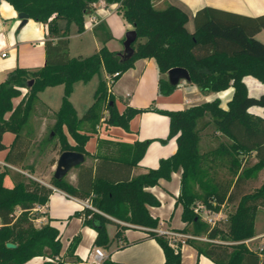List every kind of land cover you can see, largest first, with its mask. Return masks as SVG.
Wrapping results in <instances>:
<instances>
[{
    "label": "trees",
    "instance_id": "obj_1",
    "mask_svg": "<svg viewBox=\"0 0 264 264\" xmlns=\"http://www.w3.org/2000/svg\"><path fill=\"white\" fill-rule=\"evenodd\" d=\"M7 1L18 13L25 12L35 21L49 23L51 30H55L53 22L59 17L76 23L78 30L83 31L85 17L95 10L99 0ZM106 1L119 2L124 17L136 30L138 37L132 43L133 55L127 57L109 50L105 43L112 38L111 34L102 39L103 46L98 52L86 57L70 55L66 32L57 40L47 39L45 64L41 68L17 67L0 83V151L7 150L5 161L19 168L34 169L26 163L34 143L29 120L39 93L47 87L64 86L56 120L40 143H50L57 137L58 143H54L53 148L59 155L70 150L88 154L85 145L89 133L95 130L102 117L100 102L105 103L108 111L105 117L108 124L129 130L135 115L153 109L127 106L120 113L102 77L95 101L82 117L78 116L70 96L76 82H88L103 70L108 75L115 72L121 75L137 59L156 60L162 94H169L176 88L166 75L169 69L180 66L189 71V82L201 91L218 92L233 86V96L227 108L222 107L219 98L181 110L155 108L169 117L168 138L176 137L177 150L172 156L161 159L159 167L133 177L128 171L138 165L151 139L133 144L101 140L100 143L106 145H118L119 152L98 155L95 169L79 164L87 184L82 183L83 178L73 185L65 177L58 179L52 175L49 186L22 171L9 167L1 169L0 264H24L35 256L49 258L44 264L81 262L75 255L78 238L69 246V260L62 261L59 230L49 223L35 224V209L47 203L53 187L74 197L90 198L93 207L99 210L88 206L84 209V225L97 231L94 244L109 246L107 224L114 222L118 228L121 226L107 214L150 228L148 237L155 238L164 251L163 264H182V243L153 230L159 226V219L149 211V206H157L160 201L148 187L157 185L161 179H171L177 171L181 172L177 202L182 205V220L192 226L194 235H206L213 240L188 239L198 251L217 264H264V259L244 243L255 234L256 212L264 202V184L247 191L264 168V116L250 111L253 106L264 108V93L250 95L243 80L252 75L264 84V42L256 37L264 28V14L247 16L206 6L196 13L195 30L190 32L186 27L188 14L177 5L166 4L159 8L154 0ZM97 29H104V24L99 23ZM24 88L26 91H22ZM18 98L15 104L14 99ZM6 132L15 135L10 145L3 141ZM250 156L256 158L255 163H249ZM115 166L119 167L118 172L110 175V168ZM222 170L227 173L223 175ZM7 176L13 181L11 187L5 184ZM225 203L236 204V208L223 227H211L194 210L197 204H202L208 211L216 212ZM9 242L16 246H7Z\"/></svg>",
    "mask_w": 264,
    "mask_h": 264
},
{
    "label": "crops",
    "instance_id": "obj_2",
    "mask_svg": "<svg viewBox=\"0 0 264 264\" xmlns=\"http://www.w3.org/2000/svg\"><path fill=\"white\" fill-rule=\"evenodd\" d=\"M154 4L159 8L164 7L166 4H174L183 9L189 17L186 27L190 32L195 30L196 13L206 6L247 16L264 14V0H154ZM92 16L97 19V23H90V17ZM21 22L22 19L19 17V13L14 6L7 0H1L0 83L6 79L9 72L17 67H24L30 70L41 68L45 64L46 58L45 41L47 39L57 40L61 36L55 30L50 29L49 23L38 22L32 18H28L27 22L23 25ZM101 22L104 24V29H97V25ZM133 29L134 26L124 17L119 2L109 3L106 0H99L95 3V10L85 17L84 30H78L77 35H75L80 38V43L76 47L77 49H81V52L75 55L71 54V38L68 36L69 53L72 57H86L89 54H83L85 52L82 51L84 49L91 51L90 49L93 47L96 53L103 46L102 39L106 38L107 34H111L112 38L106 41L105 46L111 51L124 55L126 34L129 30ZM89 34L92 35L93 43L91 41V43L88 45L86 43L85 45L84 36ZM256 37L264 42V28L256 34ZM101 77L108 84V74L104 70L101 75H98V80L91 89L86 86L94 77L88 82L78 81L74 84L70 100L77 110L79 117H82L90 106L93 105ZM160 77L161 73L156 60L154 58H141L137 59L133 66L122 73L112 85L107 86L108 94L113 96L115 106L120 113L127 106L151 108L153 110L135 115L130 121L129 130H126L121 126L108 124L105 121L108 111L104 108L102 110V117L96 124L95 130L89 133L90 137L85 145L88 154H84V165L93 166L95 169L98 155H117L120 148L118 145H106L105 143H100L101 140L133 144L138 140L151 139L152 141L138 165L131 168L128 173L130 177H133L149 168H157L160 165L161 159L168 158L176 152L177 142L176 137L168 138L170 131L169 117L166 114L155 111V108L181 110L211 101L215 98H219L222 107L227 108L228 102L234 93L233 86H229L227 89L218 92H203L196 84L181 80L171 93L165 95L159 91ZM166 78L168 79L167 75ZM243 80L250 95L259 96L264 93V84L254 76L247 75ZM60 86L64 89L62 84L53 87ZM77 88L86 92V95H84L86 98H83V94L82 96L74 95ZM47 89L43 91L44 94ZM75 99L81 105V110L78 108ZM18 101L19 98L14 103L16 104ZM250 111L264 116V108L261 106H253L250 108ZM14 136L13 133L6 132L3 137L4 143L10 145ZM70 140L74 142L72 138ZM6 152L7 150L0 151L1 160H5ZM59 156L57 155L56 162L54 164L51 163V166L57 164ZM116 169L118 170L119 167H111L109 174L113 175V172L116 173ZM64 177L73 185L78 184L79 178H83V184L88 183V180L84 178L83 172L81 174L78 165L71 168ZM37 179L51 186L49 184L50 179L48 182L41 178ZM148 190L160 201V204L157 206H149L151 215L159 219V226L153 230L158 232L160 229H169L182 234L194 235L191 225L182 220V205L177 202L181 192L180 171L173 172L169 180L161 179L157 185L148 187ZM89 204H91L90 198L82 199L74 197L61 189L53 187V192L49 196L47 203L35 209L37 213L35 222L39 226L49 223L59 230L62 243L60 254L62 260H69V246L75 238H78L79 242L75 249V255L81 262L72 264H82L89 257L92 258L96 248L101 249L106 255L103 264L164 263L165 254L162 247L155 238L148 237V230L150 228L118 220L107 214L105 215L121 224V226L118 228V225L114 222L107 224L108 235L111 240L109 246L94 244L97 231L91 226L84 225V209L87 206L90 207ZM228 204H223L220 210L216 212L205 210L206 217L209 216L215 220L214 226L223 227L227 223L226 220L229 215L227 216L224 208ZM91 209L99 211L93 205ZM200 217L205 221L204 217ZM221 220H224L223 223L217 224V221ZM254 229L255 234L246 239L244 243L248 249L257 252L260 258L264 259V202L257 209ZM118 230L119 233L117 234ZM65 235H67V238L64 241ZM188 239L193 238H187L184 242H181L182 264H217L208 256L200 253ZM46 260H49V258L35 256L24 264H44Z\"/></svg>",
    "mask_w": 264,
    "mask_h": 264
},
{
    "label": "rangeland",
    "instance_id": "obj_3",
    "mask_svg": "<svg viewBox=\"0 0 264 264\" xmlns=\"http://www.w3.org/2000/svg\"><path fill=\"white\" fill-rule=\"evenodd\" d=\"M53 24L55 26L56 33L62 34L63 32H66L68 36L71 38V54L72 55L79 54V52H81L80 51L81 49H77L76 46L78 43H80V40H79L80 38L75 36L78 33V25L74 22H69L65 18H59V17L54 20ZM92 39H93L92 35L90 34L84 36L85 45L86 43L88 45L89 43H91V41L93 43ZM90 50L91 51H89V49H84L82 52H85L83 54H89L88 56L95 53L94 47ZM97 80H98V75H95L94 78L91 80V82H89V84H87L86 87H89V89H91L94 86V84L97 82ZM80 85H83V84H80ZM109 85L111 84L108 83L107 86L109 87ZM22 91H26V89L24 88L22 89ZM43 91H41V94L39 93V99L34 104L33 110L31 112L30 120H29L30 129H31V133L34 139V143L29 152L26 163L32 164L34 169L30 171L24 166H22V168L30 174L28 176L32 178H36V177L41 178L42 180L48 182V180L54 174L55 167H56V165L51 166V163L55 161V159L57 158V155L59 156V154L57 153V150L53 148L54 143H58V138L55 137L52 141H50V143L48 142L47 144L45 143L40 144V143L42 140L46 139L50 131V127L54 124L56 120V112L60 107V102L62 101L63 87L62 86L60 87L51 86L50 88L47 89L45 94L43 93ZM82 94H83V98H86L84 96L86 95V92L80 90V88H77L74 95L82 96ZM14 101L16 102L17 99H14ZM75 102L78 108L81 110V105L78 104L77 99H75ZM104 108H105V103L100 102L99 109L104 110ZM249 159H250V162H249L250 164H253L256 162V158L254 156H250ZM221 173L225 175V173L227 172L222 170ZM5 184L7 186L13 185V181L9 176L5 178ZM263 184H264V168L260 171L258 178L254 179V181H252V183L248 186L247 191H253L255 188H260ZM198 205L199 204H197L196 206ZM235 208H236V204H228L225 206L224 211L226 212L228 216L231 212L235 210ZM200 213L202 217H206L205 210L200 209ZM223 221L224 220L217 221V224L218 223L222 224ZM227 221H228V218L226 222ZM35 224L39 226L37 222H35ZM66 238H67V235L64 236V241L66 240ZM204 241H207V240H204Z\"/></svg>",
    "mask_w": 264,
    "mask_h": 264
},
{
    "label": "water",
    "instance_id": "obj_4",
    "mask_svg": "<svg viewBox=\"0 0 264 264\" xmlns=\"http://www.w3.org/2000/svg\"><path fill=\"white\" fill-rule=\"evenodd\" d=\"M19 17L22 19L21 24H25L29 15L25 12H20ZM137 32L135 29L129 30L126 34V38L124 40V56H132L134 53V48L132 47V43L137 40ZM168 80L172 85H178L181 80L190 81V73L184 67H173L169 69L167 72ZM85 161V156L83 153L78 151H64L60 154L56 169L54 172V176L58 179L63 178L71 168L83 163ZM9 247H15L14 243H7Z\"/></svg>",
    "mask_w": 264,
    "mask_h": 264
},
{
    "label": "built area",
    "instance_id": "obj_5",
    "mask_svg": "<svg viewBox=\"0 0 264 264\" xmlns=\"http://www.w3.org/2000/svg\"><path fill=\"white\" fill-rule=\"evenodd\" d=\"M90 23H97V19L95 17H90ZM3 55H5V53H3ZM120 73L119 72H115L112 75H108V83H110L111 85L115 82V77L119 76ZM5 167H9L11 169H15L18 171H22L24 173H26L27 175H30L28 172H26L25 170L16 167L14 165H11L10 163H8L5 160H1L0 159V170L4 169ZM89 206L92 208V204H89ZM200 209L202 210H206L205 206L202 204H199L198 206L195 207V212L198 213V215H200ZM201 216V215H200ZM205 222H207L208 224H210L212 227L215 224V220L213 218H210L209 216L204 217ZM159 233L165 234L168 237H170L173 241H180V242H184L185 239L187 238H193V239H200V240H207V241H213L212 239H209L206 236H197V235H187V234H182V233H178V232H174L171 231L169 229H160L158 231ZM264 249V246H263ZM106 258V255L104 254V252L99 249L96 248L95 252L92 255V258H88L86 259L82 264H103L104 260Z\"/></svg>",
    "mask_w": 264,
    "mask_h": 264
}]
</instances>
